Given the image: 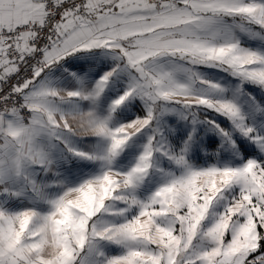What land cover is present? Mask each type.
<instances>
[{"label": "snow or ice", "instance_id": "1", "mask_svg": "<svg viewBox=\"0 0 264 264\" xmlns=\"http://www.w3.org/2000/svg\"><path fill=\"white\" fill-rule=\"evenodd\" d=\"M0 264H264V0H0Z\"/></svg>", "mask_w": 264, "mask_h": 264}]
</instances>
